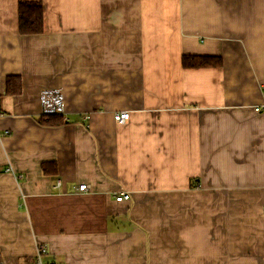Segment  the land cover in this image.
<instances>
[{"label":"crops","instance_id":"0c3cea01","mask_svg":"<svg viewBox=\"0 0 264 264\" xmlns=\"http://www.w3.org/2000/svg\"><path fill=\"white\" fill-rule=\"evenodd\" d=\"M40 1L0 0V263L264 264V0Z\"/></svg>","mask_w":264,"mask_h":264},{"label":"trees","instance_id":"16d2710c","mask_svg":"<svg viewBox=\"0 0 264 264\" xmlns=\"http://www.w3.org/2000/svg\"><path fill=\"white\" fill-rule=\"evenodd\" d=\"M18 33L22 35L39 34L43 30L42 12L43 6L40 0H18L17 2ZM184 68L220 66L222 59L215 56L185 55L181 56ZM5 94L17 95L21 89L19 75H7L5 77ZM64 120L62 115L40 116L39 123L44 125H61ZM27 260V259H26ZM29 260V259H28ZM34 259L29 260L32 264Z\"/></svg>","mask_w":264,"mask_h":264},{"label":"built area","instance_id":"2783aa9c","mask_svg":"<svg viewBox=\"0 0 264 264\" xmlns=\"http://www.w3.org/2000/svg\"><path fill=\"white\" fill-rule=\"evenodd\" d=\"M38 101L41 109V115L47 117L49 115H62L65 112V98L64 93L59 88L46 87L39 91ZM129 112L126 110H120L113 114V120L118 124H121L128 120ZM7 132V131H6ZM88 188L86 183H81L78 185L77 189L86 190ZM129 194L126 191L120 192L116 195V201H123V199H128ZM264 208V206H263ZM46 253L45 247H38L36 252L35 264H44L42 261V255ZM2 264V263H0Z\"/></svg>","mask_w":264,"mask_h":264}]
</instances>
